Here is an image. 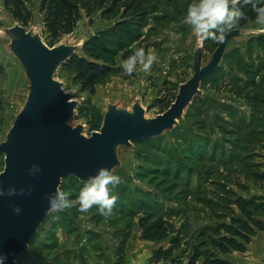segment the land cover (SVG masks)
<instances>
[{"label": "rangeland", "instance_id": "374dc122", "mask_svg": "<svg viewBox=\"0 0 264 264\" xmlns=\"http://www.w3.org/2000/svg\"><path fill=\"white\" fill-rule=\"evenodd\" d=\"M145 2L153 12L142 30V38L133 46L157 53L159 60L149 73H114L98 82L93 95L82 92L60 71L56 75L65 91L78 101L71 125H83L87 136L99 131L93 126V115L103 114L108 104L131 110L139 100L146 117L162 114L154 106L156 100L173 101L179 85L193 73L196 39L191 27L184 23L191 0ZM39 5L40 0L29 5L32 20L28 29L39 32L45 41ZM14 22L0 0V29ZM111 23L102 19L99 12L91 18L83 15L74 32L58 43L80 44ZM246 27L253 28V22ZM216 44L211 40L203 42V63L210 59ZM121 61L118 59L119 65ZM0 64L5 67L0 77L1 143L28 92L24 70L1 35ZM200 90L194 105L186 108L172 132H165L151 145L136 141L119 148L120 166L113 172L121 180L112 188L118 197L112 215H100L96 206L80 213L77 198L83 184L63 181L61 190L73 207L50 212L16 264H169L153 259L156 250L166 247L164 242L140 238V216L129 206V201L140 196L155 200L165 219L183 231L182 249L174 254L179 264H186L193 245L201 247L205 237L212 235L211 227L229 222L231 217H242L234 203L238 199L258 203L249 210L264 223V33L233 40L219 68ZM151 159L156 170L145 168ZM3 167L1 154L0 172ZM223 257L233 264H264V233L256 232L246 253L233 252Z\"/></svg>", "mask_w": 264, "mask_h": 264}, {"label": "water", "instance_id": "95a60500", "mask_svg": "<svg viewBox=\"0 0 264 264\" xmlns=\"http://www.w3.org/2000/svg\"><path fill=\"white\" fill-rule=\"evenodd\" d=\"M255 34L258 33L250 27L233 30L223 43H218L206 63H203L204 41L196 40L193 73L179 85L175 100L166 111L149 118L139 100L131 110L108 104L99 131L87 136L83 125H71L78 101L56 77L61 65L78 53L83 42H60L49 47L39 32L18 22L1 28L0 35L28 81L25 102L0 143V154L4 156L0 189L9 186L25 189L24 194L0 196V253L8 254V264L13 261L16 264L28 249L51 212L46 197L60 187L63 178L75 177L84 182L100 167L113 171L120 166L119 148L172 131L186 108L200 95L201 82L219 68L229 44ZM33 164L40 167L35 176L29 173ZM15 206L22 210L19 215L12 211Z\"/></svg>", "mask_w": 264, "mask_h": 264}, {"label": "trees", "instance_id": "16d2710c", "mask_svg": "<svg viewBox=\"0 0 264 264\" xmlns=\"http://www.w3.org/2000/svg\"><path fill=\"white\" fill-rule=\"evenodd\" d=\"M32 1L3 0L12 19L26 28L29 27L32 20L29 9ZM39 6L43 16L42 34L49 47H53L63 36L72 34L83 15L91 18L96 12H99L102 19L112 22L109 27L91 34L83 42L78 53L62 64L58 70L61 75L69 76L73 83L78 84L82 92H89L92 95L95 93L99 81L114 73H123L118 64V59H126L137 47V45H133L142 38V30L146 27V22L153 12L145 0H40ZM244 10L248 20L242 21L240 28L254 22L255 13L252 12L251 6H244ZM4 72L5 67L0 64V77ZM212 75L205 78L201 85ZM176 94L177 92L174 95V100ZM196 98L197 96L190 106L194 105ZM173 101L166 103L165 99L159 98L154 106H157L163 113ZM102 119L103 114H94L93 126L99 129ZM161 136L139 141L148 142L151 145L154 140L160 139ZM190 150L191 153L195 152L192 147ZM148 162L152 165L148 164V167L145 168L156 170V167L153 166L154 161L151 159ZM261 178L264 180V173ZM65 180H75L79 184H83L75 177L63 178L60 189L64 187L63 181ZM234 203L240 210L242 217H231L229 222H221L215 227H211L210 234L212 235L205 237L206 241L201 242L202 246L193 245L191 247V252L186 258V264H233L223 256L233 252L245 253L247 245L250 244L251 238L255 236L256 232L264 233V223L256 219L252 211L249 210L250 206L257 207L258 203L245 199H238ZM130 205L134 208L135 214L140 216L138 226L141 231V240L164 242L166 245V247H161L153 253L154 261L156 263L169 261V264H179L174 254L182 249V242L185 238L182 235L183 231L176 229L165 219L162 207L147 196H140L135 201H129ZM204 235L205 233L201 235L203 239ZM34 237L30 243L34 241ZM26 251L18 258L23 257Z\"/></svg>", "mask_w": 264, "mask_h": 264}, {"label": "clouds", "instance_id": "9594fccd", "mask_svg": "<svg viewBox=\"0 0 264 264\" xmlns=\"http://www.w3.org/2000/svg\"><path fill=\"white\" fill-rule=\"evenodd\" d=\"M250 5L255 13L253 31L264 33V0H191L188 4L184 23L191 27L192 34L199 42L211 40L223 43L228 33L241 27L242 21H247L248 16L244 6ZM159 57L155 50L146 52L143 46L135 47L131 54L121 61V68L125 75L131 76L134 72L142 71L149 73ZM70 127L69 122H66ZM40 172V167L33 164L29 169L30 175L35 176ZM120 176L107 167H100L94 175L83 182V187L78 194V211L87 213L93 206L102 216H110L117 202V195L113 194L112 188L120 183ZM32 189L29 186L28 193ZM24 194L25 189L17 190L15 187L0 189V196H13ZM48 208L53 213H58L73 207L71 199L60 188L46 197ZM13 213L19 215L21 208L15 206ZM9 256L0 253V264H8ZM15 264V261H13Z\"/></svg>", "mask_w": 264, "mask_h": 264}, {"label": "crops", "instance_id": "0c3cea01", "mask_svg": "<svg viewBox=\"0 0 264 264\" xmlns=\"http://www.w3.org/2000/svg\"><path fill=\"white\" fill-rule=\"evenodd\" d=\"M237 253V252H236ZM246 253V252H245ZM240 254H244V253H240Z\"/></svg>", "mask_w": 264, "mask_h": 264}]
</instances>
